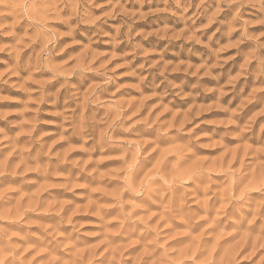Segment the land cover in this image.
<instances>
[{
  "label": "clouds",
  "instance_id": "clouds-1",
  "mask_svg": "<svg viewBox=\"0 0 264 264\" xmlns=\"http://www.w3.org/2000/svg\"><path fill=\"white\" fill-rule=\"evenodd\" d=\"M0 264H264V0H0Z\"/></svg>",
  "mask_w": 264,
  "mask_h": 264
}]
</instances>
